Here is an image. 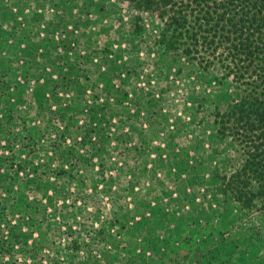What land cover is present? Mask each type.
<instances>
[{
  "label": "rangeland",
  "instance_id": "374dc122",
  "mask_svg": "<svg viewBox=\"0 0 264 264\" xmlns=\"http://www.w3.org/2000/svg\"><path fill=\"white\" fill-rule=\"evenodd\" d=\"M88 1L0 0V264H264V215L220 191L235 150L206 120L236 89L163 54L154 15L90 0L109 40L76 45L97 52L81 78L41 80V24L59 8L70 42Z\"/></svg>",
  "mask_w": 264,
  "mask_h": 264
},
{
  "label": "trees",
  "instance_id": "16d2710c",
  "mask_svg": "<svg viewBox=\"0 0 264 264\" xmlns=\"http://www.w3.org/2000/svg\"><path fill=\"white\" fill-rule=\"evenodd\" d=\"M121 1L160 22L156 43L163 54L214 71L213 79L236 89L206 119L235 150L222 154L223 172L215 176L230 201L264 215V0Z\"/></svg>",
  "mask_w": 264,
  "mask_h": 264
},
{
  "label": "crops",
  "instance_id": "0c3cea01",
  "mask_svg": "<svg viewBox=\"0 0 264 264\" xmlns=\"http://www.w3.org/2000/svg\"><path fill=\"white\" fill-rule=\"evenodd\" d=\"M96 2L97 3H90L89 0L87 3L82 5L84 9H87V11L91 12V18L87 19L89 15L84 14L85 16L82 15L81 19H77L80 20L79 25H82V31L79 33V35H76V37L70 40V42L64 38H59V40H57V38L52 35V33H54L53 31L59 30V27L61 26V24H58V22H55V19H53L60 18L63 15V12L60 11L59 8H56L57 10L50 15H47L44 21L45 24H41L43 27V31L41 32L42 38H39V45L34 47L35 51L32 54L30 62L35 61V56L38 57L37 60L42 63L41 80H43L44 83L46 82L45 78H49L50 76V73H45V71L50 72V68L52 67L55 68V70H53L51 73L55 72L57 77L59 74H61V76L65 74V76L62 77H64L66 81H68V78L72 79L69 80L71 82L81 78L82 74H85V72H83V68H86L85 66L89 63L93 64L97 59V52L94 50H88L87 52L86 50H76V45L78 43L80 44L81 42L87 45L91 44V46L96 47L97 44L107 42V40H109L108 38L110 36V30L113 24H111V18L109 15V12H111L110 3L108 1H105V3H98L99 1ZM106 2L108 4H106ZM84 9L80 10L83 11ZM48 20H50V22H48ZM83 22H87L88 24L85 26ZM115 25L117 30H121L118 28L120 24L118 25L117 23ZM28 47L30 49L32 48L31 45H28ZM66 47H69L67 50V55L65 52L58 53V50L60 51L61 48L66 50ZM37 50L38 53L36 52ZM77 51H79L80 54L77 53ZM58 64H60V66H58ZM101 68L105 70L106 66H101ZM68 84L69 86L71 85L70 83Z\"/></svg>",
  "mask_w": 264,
  "mask_h": 264
},
{
  "label": "built area",
  "instance_id": "2783aa9c",
  "mask_svg": "<svg viewBox=\"0 0 264 264\" xmlns=\"http://www.w3.org/2000/svg\"><path fill=\"white\" fill-rule=\"evenodd\" d=\"M72 31L74 30L75 31V29L73 28V29H71Z\"/></svg>",
  "mask_w": 264,
  "mask_h": 264
}]
</instances>
